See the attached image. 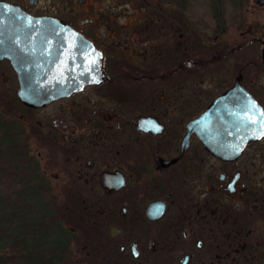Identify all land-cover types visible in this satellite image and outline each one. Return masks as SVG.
<instances>
[{"label":"flooded vegetation","instance_id":"af4514ba","mask_svg":"<svg viewBox=\"0 0 264 264\" xmlns=\"http://www.w3.org/2000/svg\"><path fill=\"white\" fill-rule=\"evenodd\" d=\"M0 85L80 264H264V0H0Z\"/></svg>","mask_w":264,"mask_h":264},{"label":"trees","instance_id":"16d2710c","mask_svg":"<svg viewBox=\"0 0 264 264\" xmlns=\"http://www.w3.org/2000/svg\"><path fill=\"white\" fill-rule=\"evenodd\" d=\"M13 142L0 119V264H80L79 205L56 206Z\"/></svg>","mask_w":264,"mask_h":264},{"label":"rangeland","instance_id":"374dc122","mask_svg":"<svg viewBox=\"0 0 264 264\" xmlns=\"http://www.w3.org/2000/svg\"><path fill=\"white\" fill-rule=\"evenodd\" d=\"M230 61L227 60L225 61V64L229 63ZM223 70V67L222 65H218L216 68H213L212 70H209L210 73H221V71ZM203 74H206V72H204ZM7 87H11V83L7 82L5 83ZM0 88L2 89L1 85H0ZM0 89V90H1ZM6 89L5 87H3V90ZM7 90V89H6ZM5 95V94H4ZM7 96V95H6ZM258 96L261 98V94L259 93ZM0 119L1 121L3 122H6L7 121V124H9V117L11 116L9 113H8V108L9 106L5 103L8 101V98L6 97H0ZM53 200H54V203L56 206H60V207H63L65 204L68 205H79L78 208L80 209V202L78 200H75L74 196H71V195H56V194H53ZM77 203V204H76ZM75 209V208H74ZM77 211L76 212H73L71 214V218H72V221L75 219H77ZM75 220L73 221L74 224L75 223ZM76 254H75V257L76 258H80V251L79 252H76V250L74 251ZM78 255V256H77ZM80 260V259H79Z\"/></svg>","mask_w":264,"mask_h":264},{"label":"snow or ice","instance_id":"6c2138e0","mask_svg":"<svg viewBox=\"0 0 264 264\" xmlns=\"http://www.w3.org/2000/svg\"><path fill=\"white\" fill-rule=\"evenodd\" d=\"M156 130L158 131L159 129L157 128Z\"/></svg>","mask_w":264,"mask_h":264}]
</instances>
